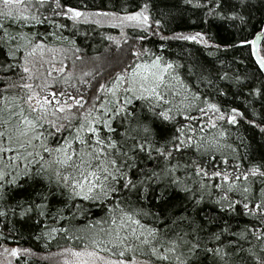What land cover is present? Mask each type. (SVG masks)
<instances>
[{"label":"snow or ice","instance_id":"obj_1","mask_svg":"<svg viewBox=\"0 0 264 264\" xmlns=\"http://www.w3.org/2000/svg\"><path fill=\"white\" fill-rule=\"evenodd\" d=\"M0 257L264 264V0H0Z\"/></svg>","mask_w":264,"mask_h":264},{"label":"trees","instance_id":"obj_2","mask_svg":"<svg viewBox=\"0 0 264 264\" xmlns=\"http://www.w3.org/2000/svg\"><path fill=\"white\" fill-rule=\"evenodd\" d=\"M177 30H181V28L179 27L180 25L182 24H191L192 22L190 20H187V21H177ZM183 30H187L186 28L183 29ZM103 31L105 32H111L113 35H118L119 33V30L118 29H112V28H109V27H105L103 29ZM151 46V45H149ZM175 47V45H173V48ZM23 243V246L25 247H32L34 248V250L38 253H45V252H55L57 251V244L59 243L60 245H63V241L60 240V241H51L49 242L48 244V247L45 248L44 246V241H28L27 239H25V241L22 242ZM30 264H46V262L39 258V257H34L32 258V260L30 261Z\"/></svg>","mask_w":264,"mask_h":264},{"label":"rangeland","instance_id":"obj_3","mask_svg":"<svg viewBox=\"0 0 264 264\" xmlns=\"http://www.w3.org/2000/svg\"><path fill=\"white\" fill-rule=\"evenodd\" d=\"M0 259H2V257H0Z\"/></svg>","mask_w":264,"mask_h":264}]
</instances>
